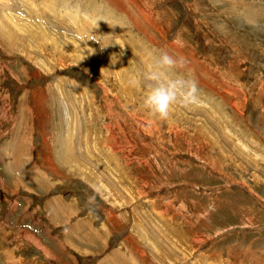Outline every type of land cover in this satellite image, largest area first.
<instances>
[{
	"label": "rangeland",
	"instance_id": "rangeland-1",
	"mask_svg": "<svg viewBox=\"0 0 264 264\" xmlns=\"http://www.w3.org/2000/svg\"><path fill=\"white\" fill-rule=\"evenodd\" d=\"M241 1L0 0V264H264V0ZM162 51L201 95L164 122L133 83ZM30 187L108 246L102 223L55 246Z\"/></svg>",
	"mask_w": 264,
	"mask_h": 264
},
{
	"label": "clouds",
	"instance_id": "clouds-1",
	"mask_svg": "<svg viewBox=\"0 0 264 264\" xmlns=\"http://www.w3.org/2000/svg\"><path fill=\"white\" fill-rule=\"evenodd\" d=\"M183 67L182 58L162 51L147 65L141 78L133 81L135 85L143 84L145 91L140 107L150 118L164 122L177 109L190 111L199 107L201 95L198 83L180 72ZM85 207L90 215L95 213V196L88 197Z\"/></svg>",
	"mask_w": 264,
	"mask_h": 264
},
{
	"label": "crops",
	"instance_id": "crops-1",
	"mask_svg": "<svg viewBox=\"0 0 264 264\" xmlns=\"http://www.w3.org/2000/svg\"><path fill=\"white\" fill-rule=\"evenodd\" d=\"M235 4L238 7L240 5H244L243 1H241V0L240 1L239 0L238 1L235 0ZM263 8H264V6H263ZM40 145H38V146L36 145L35 146L36 148L35 147L32 148L31 151L32 152L36 151L38 153L39 152H43L44 148L41 147ZM47 154H49V153H47ZM23 164H25V163L21 162V165L17 164V168L22 166ZM44 166H46V165H44ZM39 167H42L39 163H33L32 167H30V169L36 170ZM23 169H27V168H23ZM27 170H29V169H27ZM35 172L38 173L37 171H35ZM22 173H23V175H22L21 179H24L25 181H29V182L31 181L32 184H34V182L36 180H35V178H34V176L32 174H28L27 171L26 172H22ZM18 184L20 186L21 183H18ZM41 185L42 184H40V186ZM31 189H32L31 191H32L33 196L35 195L34 193L39 194V197L37 198V201H38L40 207L42 208V210H44L43 214L40 213L41 215H39V217L37 218V220H39L40 223L46 227V228L45 227L42 228L43 232H45L47 235H50V230L52 228L57 230L55 232L56 233L55 234V240L56 241L54 243L52 242L55 246H56V244H58V245L60 244L61 245V242L65 241V239H64L65 237L61 239L62 234L58 233V229L64 227L65 224H69V229L72 230V232H73V234L75 236L81 237V232H82L83 229L91 228L93 230V228L95 227L94 223H99V222H96L94 220L92 221L93 217H91V216H88L86 218V217L78 215L77 212H76V202H75V200L66 199V197L64 195L56 194L55 196L53 195L52 198L48 197L47 199H43V201H42V195H41L42 193H40L38 191H34L33 188H31ZM29 200H28V203L30 204L31 203V199H29ZM38 210H39V208H38ZM66 210H68V212H69L68 215H66ZM106 221H109L108 220V216L106 217ZM48 222H51V224L53 223L51 227H49ZM99 224L102 225L100 231L101 230L104 231L103 235H102L104 239H102L103 241H101V244L108 246L109 239H110L109 238L110 231L103 225L104 222H100ZM71 230H69L68 233H70ZM65 235H66V233L64 232L63 236H65ZM91 235H93V234H91ZM56 236H60V237L56 239ZM115 251H116V253H118V250H115ZM116 253L114 252V254H116ZM45 258L48 259V258H50V256L47 255V256H45ZM41 262H43V261H41ZM51 262H53L55 264H60L58 262V260L56 261V259H55V261L52 260Z\"/></svg>",
	"mask_w": 264,
	"mask_h": 264
},
{
	"label": "bare ground",
	"instance_id": "bare-ground-1",
	"mask_svg": "<svg viewBox=\"0 0 264 264\" xmlns=\"http://www.w3.org/2000/svg\"><path fill=\"white\" fill-rule=\"evenodd\" d=\"M22 146V145H21ZM25 147V146H24ZM16 178V177H15Z\"/></svg>",
	"mask_w": 264,
	"mask_h": 264
}]
</instances>
